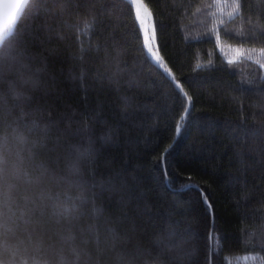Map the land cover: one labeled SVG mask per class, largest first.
I'll use <instances>...</instances> for the list:
<instances>
[{
    "label": "trees",
    "instance_id": "obj_1",
    "mask_svg": "<svg viewBox=\"0 0 264 264\" xmlns=\"http://www.w3.org/2000/svg\"><path fill=\"white\" fill-rule=\"evenodd\" d=\"M30 0L0 47V264H264V0Z\"/></svg>",
    "mask_w": 264,
    "mask_h": 264
},
{
    "label": "water",
    "instance_id": "obj_2",
    "mask_svg": "<svg viewBox=\"0 0 264 264\" xmlns=\"http://www.w3.org/2000/svg\"><path fill=\"white\" fill-rule=\"evenodd\" d=\"M30 0H0V47L14 32V29ZM132 9L138 27L144 52L150 63L157 68L173 85L182 99L183 113L181 114L170 148L179 140L190 114V100L174 75L162 59L156 39L154 17L142 0H123Z\"/></svg>",
    "mask_w": 264,
    "mask_h": 264
}]
</instances>
